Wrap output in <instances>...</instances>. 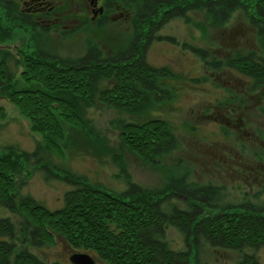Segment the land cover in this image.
Masks as SVG:
<instances>
[{"label":"trees","instance_id":"16d2710c","mask_svg":"<svg viewBox=\"0 0 264 264\" xmlns=\"http://www.w3.org/2000/svg\"><path fill=\"white\" fill-rule=\"evenodd\" d=\"M249 2L257 9H264V0H137L134 36L118 43L113 38L109 44L116 51L107 56L95 45L97 38H90L86 42L87 54L73 61L48 51L42 45L43 37L36 40L35 36L29 39V50L21 48L24 51L14 55L3 45L13 40L17 26L6 24L1 18L0 97L29 120L31 130L42 137L41 147L63 157L61 142L67 140L66 127L86 128L85 107L99 103L138 114L147 111L160 97L162 91H157V78L168 73L148 64L146 50L169 21L186 18L189 22L192 18L188 14L203 10L213 26L222 28L234 12L242 8L249 10ZM253 23L264 24L257 20ZM257 36L264 49V29H259ZM192 50L207 60V51ZM256 57L259 54L251 52L226 62L213 59L207 64L217 70L228 66L249 77L252 90L256 91L264 84V67L254 60ZM11 63L23 68L19 78L11 73ZM103 82L110 85L101 88ZM4 115L5 110L0 106V116ZM121 128L123 144L145 163L171 152L176 144L172 126L162 119L123 123ZM28 156L15 148L0 151V205L24 216L25 240L30 239L34 246L53 245L60 236L72 249L91 251L107 264H192L191 244L198 246L204 240L213 248L242 254L241 264H258L255 254L248 251L264 249V208L242 207L238 211L233 207L218 208L217 213L204 214L203 208L194 202L189 209H181L170 201L180 195L177 192L187 193L188 198H198L215 209L216 205L206 202L215 193L213 187L190 191L185 179H174L168 190L152 194L125 174L128 189L116 195L61 169L58 172L65 176L63 180L76 187L66 194L63 208L50 211L30 197L21 198L17 205L14 193L17 175L23 169L21 160ZM170 227L186 236L189 249L171 250L165 242ZM0 235H13V225L8 220L0 221ZM17 247L15 243L0 240V264H46L25 247L19 251Z\"/></svg>","mask_w":264,"mask_h":264},{"label":"rangeland","instance_id":"374dc122","mask_svg":"<svg viewBox=\"0 0 264 264\" xmlns=\"http://www.w3.org/2000/svg\"><path fill=\"white\" fill-rule=\"evenodd\" d=\"M247 5L249 10L242 8L234 12L222 28L213 26L203 10L188 14L192 18L189 22L186 18L169 21L146 50L148 64L168 73L157 78V91H162L160 97L147 111L138 114L99 103L85 107L86 128L66 127L67 140L61 142L63 157L41 147L42 137L31 130L29 120L7 99L0 97V106L5 110L4 117L0 116V151L15 148L29 155L28 159L23 158L24 162L21 160L23 169L17 175L16 204L19 205L21 198L30 197L50 211L63 208L66 194L76 187L63 180L65 176L58 172L61 169L116 195L128 189L125 174L152 194L168 190L174 179H185L190 191L213 187L215 193L206 202L216 205L215 209L198 198H188L187 193L177 192L180 195L170 201L181 209H189L194 202L203 208L204 214L229 207L237 211L242 207L263 209L264 94L251 89L249 92L250 84L238 71L228 66L217 70L207 64L213 59L226 62L251 52L264 55L249 19L254 5ZM126 26L112 25L108 27L110 32L92 31V35L80 27L66 35L52 34L42 45L73 61L87 54L86 42L90 38H97L95 45L107 56L116 51L109 41L116 39L114 43H118L130 37ZM29 39L28 33L16 29L9 44L29 50ZM192 48L207 51V60ZM10 49L15 55L17 50ZM10 70L19 78L23 68L11 63ZM107 85L110 83L103 82L100 87ZM216 103L221 107L219 111ZM151 118L165 120L172 126L176 144L171 152L145 163L123 144L121 126ZM229 122L233 123L227 125ZM45 165L54 174H49ZM3 219L13 225V235H0V240L15 243L17 251L25 247L46 264H72L70 257L75 253L89 254L95 264H107L91 251L72 249L64 238H57L53 245L34 246L30 239L25 240L24 216L0 205V221ZM165 242L177 252L189 249L186 236L175 227L167 229ZM194 245L191 244L192 264H241L243 261L242 254L213 248L204 240ZM248 252L255 254L258 264H264V249Z\"/></svg>","mask_w":264,"mask_h":264},{"label":"flooded vegetation","instance_id":"af4514ba","mask_svg":"<svg viewBox=\"0 0 264 264\" xmlns=\"http://www.w3.org/2000/svg\"><path fill=\"white\" fill-rule=\"evenodd\" d=\"M136 2L137 0H0V19L3 18L6 24L15 23L17 29L28 33L30 38L35 36L36 40L42 37L48 39L52 34L59 32L66 35L69 32H76L80 27H83L84 31L91 35L92 31L96 33L110 32L108 27L116 24L127 25V30L131 33L130 36H134L133 21ZM252 9L249 19L252 23L251 26L253 25L252 27L258 32L259 29H264V24L254 25L253 21L264 22V9L255 7ZM3 46L14 47L17 53L24 51L15 44ZM254 60L264 67V55H259ZM237 73L245 77L247 84H250L248 91L250 92V89L253 91L252 80L239 72ZM257 91L264 94V84L260 85ZM215 106L219 111L221 107L217 103ZM231 123L233 122H229L227 125ZM57 238L62 237L57 236Z\"/></svg>","mask_w":264,"mask_h":264},{"label":"water","instance_id":"95a60500","mask_svg":"<svg viewBox=\"0 0 264 264\" xmlns=\"http://www.w3.org/2000/svg\"><path fill=\"white\" fill-rule=\"evenodd\" d=\"M72 264H95L94 259L89 254L75 253L70 257Z\"/></svg>","mask_w":264,"mask_h":264}]
</instances>
